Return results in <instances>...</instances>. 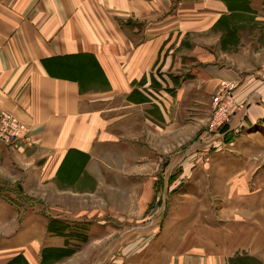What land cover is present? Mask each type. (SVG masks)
I'll list each match as a JSON object with an SVG mask.
<instances>
[{"label":"crops","instance_id":"1","mask_svg":"<svg viewBox=\"0 0 264 264\" xmlns=\"http://www.w3.org/2000/svg\"><path fill=\"white\" fill-rule=\"evenodd\" d=\"M249 6L264 20V0ZM230 12L224 0H0V110L23 124L15 144L0 142V264L19 255L38 264L43 247H62L65 237L48 232L52 218L87 225L86 242L70 240L80 244L72 256L86 257L85 247L97 246L88 258L96 264L264 262V201L249 204L257 194L238 169L222 194L235 205L205 204L221 196L211 188L207 163L238 164L221 155L197 164L186 188L169 198L165 183L171 220L164 222L161 206L164 229L116 252L132 242L114 213L129 201L135 204L128 213L147 209L168 150L163 182L179 166L173 151L186 133L184 118L191 132L200 129L212 96L227 83L236 102L229 130L264 118V65L197 63L190 54L195 42L185 46L184 36L211 29ZM183 55L195 63H181ZM215 137L218 143L222 135ZM170 224L179 235L165 238Z\"/></svg>","mask_w":264,"mask_h":264},{"label":"rangeland","instance_id":"2","mask_svg":"<svg viewBox=\"0 0 264 264\" xmlns=\"http://www.w3.org/2000/svg\"><path fill=\"white\" fill-rule=\"evenodd\" d=\"M252 13L253 10L248 13H238L232 15L230 12L228 15H222L213 24L211 29L205 31L203 30L201 32L197 31L188 36H184L183 39H186L185 46L190 48L192 47V41L195 42L194 48L192 47V50L190 49V54L196 58L197 63H209L207 61H211V63L221 66H236L239 64L240 66L248 68L251 66V63H255L256 67H260V65H264V20L255 19ZM183 56L184 58H181V63H195V61L189 60L186 55ZM252 70L253 69H250L249 72L254 71ZM233 92V85L228 83L222 84L218 93L215 94L221 95V103L213 105L211 100L212 108L210 115L207 121L195 133L190 131L193 125H189V122H187L189 119L184 118L185 123L182 130L186 131V133L181 135L179 148L173 151L174 159L179 157L181 162L173 171V179L170 184V193H168V198L174 191H180L186 188L187 185L185 184V181L188 175L194 171L197 164L204 165V159L215 155H221L229 158L236 157L238 164H229L223 166L222 169H219L211 164L210 161L207 163L205 166L207 170L206 172L212 175L210 181L211 188H213V192L219 193L221 196H212L211 198H207L205 204H212L213 206L216 205L215 207L220 206V203L228 206L235 205L234 201L236 199L229 196V194L228 196L222 197L223 193H228L230 188H232L233 182L231 177L228 178V176L233 172V169H238V173L241 172L240 174H242L245 182L249 184L251 190L255 191L257 194V196L253 198V201L249 202V204L258 205L264 201V197H262V193L264 192V118L255 125H250L248 128L242 126L245 123V120H243L238 127L239 129L235 132L233 130H229L230 123H224L217 126L212 125L213 121L217 122V119L222 118L225 114L229 113L231 115L230 118H232L236 108ZM215 95L212 96V99ZM202 130L203 132L205 131L204 134H201ZM219 134H221L222 137L217 143L218 140L215 136H219ZM202 135L205 137L202 138ZM22 137L23 133L21 131L20 139ZM185 152L187 153L185 154ZM171 154V150H168L167 153L164 154L162 164L165 165L169 161ZM184 154L185 156L183 157ZM257 160L258 165H254L253 163ZM164 165L159 167L157 171V182L159 181L160 172L162 171ZM250 167L254 170L252 173L249 172ZM218 169L219 173L216 175ZM120 200L119 202L122 203V200ZM131 200L133 201L134 198ZM243 202L244 205H248L245 200ZM166 203L167 197H162V201L159 202L155 188L153 198L150 200L147 209L142 213H128L127 210H129V208H131V204L134 205L135 202L130 203L129 201L127 204L119 205V207H121L124 211L121 213H114V215L116 214V216L120 217L124 221L127 227V229H122V231H125V241H131L132 244L128 243L124 245L125 247L123 245V247L117 246L118 248L116 252H129L131 248L138 246L139 242L144 243L148 238L153 237L157 230H161V228H163V223L171 220V216L174 215V212L171 211L170 207H168L169 203H167V206ZM110 206L112 205H109V207ZM161 206H164V212L162 215L164 222L160 223L161 214H159V210H161ZM107 207L108 206H105V208L103 207L106 212H108ZM145 225H147V228ZM170 226H172V224L165 226V228H167L163 233L165 238L168 236L179 235L177 233L172 234ZM182 227L184 228V226H181L180 228L182 229ZM82 229L87 233V225H84ZM118 231L119 230L112 232L115 234ZM174 231L175 230H173V232ZM181 235L182 233H180V236ZM110 246H99V248H103V250L105 249L106 252H109V250L114 247L113 245V247ZM44 248H48V246L41 249L38 264L41 263L42 250ZM85 248L86 249L81 252V254L86 252V257H76L77 255L72 256V254H70L67 257L53 260L50 264H91L93 261L88 260V258L90 259V257H92L95 250H98V247L87 246ZM69 257L71 259H69ZM75 259L77 261H75ZM114 260L104 261L101 263H121V261L118 262ZM93 263L96 264L97 262L94 261ZM229 264H235V262L232 261L229 262ZM238 264H264V262L260 260H242L238 261Z\"/></svg>","mask_w":264,"mask_h":264},{"label":"trees","instance_id":"3","mask_svg":"<svg viewBox=\"0 0 264 264\" xmlns=\"http://www.w3.org/2000/svg\"><path fill=\"white\" fill-rule=\"evenodd\" d=\"M232 15L252 12L249 6V0H224ZM173 175H170L167 179V182H163L162 178H159V189L158 182H156V194L159 202L162 201V188L165 186V183L168 185L171 183ZM165 189V188H164ZM165 193H170V190L167 188ZM85 224H70L69 222L61 219L52 218L47 223L48 232L54 235L65 237V244L62 247H48L42 250V257L40 264H50L53 260L61 259L67 257L68 255L74 253L79 247L80 244L70 242V240L78 242L87 241V233L82 229ZM81 228V229H79ZM6 264H26L22 256L19 255L13 258Z\"/></svg>","mask_w":264,"mask_h":264},{"label":"built area","instance_id":"4","mask_svg":"<svg viewBox=\"0 0 264 264\" xmlns=\"http://www.w3.org/2000/svg\"><path fill=\"white\" fill-rule=\"evenodd\" d=\"M221 95H215L212 99L213 105L221 103ZM230 114H225L222 118L213 121L212 125L228 124L231 121ZM23 124L13 115L0 110V142L5 144H15L21 137Z\"/></svg>","mask_w":264,"mask_h":264}]
</instances>
